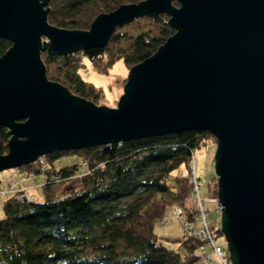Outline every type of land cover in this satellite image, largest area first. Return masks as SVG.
Wrapping results in <instances>:
<instances>
[{
	"label": "water",
	"instance_id": "1",
	"mask_svg": "<svg viewBox=\"0 0 264 264\" xmlns=\"http://www.w3.org/2000/svg\"><path fill=\"white\" fill-rule=\"evenodd\" d=\"M48 3L0 0V39L12 43L0 57V125L10 133L0 171L55 150L208 131L228 257L264 264V0H143L97 15L88 30L50 25ZM162 15L174 33L130 68L116 107L48 78L44 42L50 57L104 48L117 27Z\"/></svg>",
	"mask_w": 264,
	"mask_h": 264
},
{
	"label": "trees",
	"instance_id": "2",
	"mask_svg": "<svg viewBox=\"0 0 264 264\" xmlns=\"http://www.w3.org/2000/svg\"><path fill=\"white\" fill-rule=\"evenodd\" d=\"M140 1L62 0V6H58L55 0V5L48 4L47 21L62 29L86 30L95 15ZM153 25L157 26L155 33L119 34L117 29L104 48L67 55L48 56L44 42L41 56L47 76L97 104L101 91L82 77L80 68L94 61L105 63L106 69L118 59L129 67L143 62L174 33L165 20ZM11 45L7 39H0V57ZM52 65L56 66L53 73L49 69ZM207 134L205 130L190 129L55 150L45 154L47 170L38 162L15 167L27 174H43L40 184L45 198L18 199L15 190L25 185L16 187L15 182L13 194L2 196L0 264H199L202 240L183 234L172 240L175 245H170L156 234L155 226L171 205L178 203L191 226L199 227L201 221L188 200L193 185L188 162ZM9 139L8 128L0 125V154L8 152ZM71 152L82 154L80 164L53 167L54 158ZM79 173L80 187L72 186L71 191L56 197L48 192V187L59 181L48 185L47 177L60 175V183L66 187ZM209 182L211 198L217 200V181ZM0 191L4 194L5 188L0 186ZM209 225L215 234L222 233L218 220Z\"/></svg>",
	"mask_w": 264,
	"mask_h": 264
},
{
	"label": "rangeland",
	"instance_id": "3",
	"mask_svg": "<svg viewBox=\"0 0 264 264\" xmlns=\"http://www.w3.org/2000/svg\"><path fill=\"white\" fill-rule=\"evenodd\" d=\"M56 1L58 6H62V0H56ZM120 1H125V0H119V2ZM49 2H51V5L56 4L55 0H49ZM173 5L179 6V3L178 5L175 4ZM47 8H49L48 5L45 7V9ZM161 17L163 19L162 22H155L151 17L139 18L131 23H128L127 25H124L121 28H116L115 31H117L118 29L119 34H135L140 31L152 30L155 33L157 31V26H154L153 23L159 24V23H163L164 20L167 22V20L169 19L168 15H162ZM95 18L96 15L92 18L93 20H91L90 22L92 23ZM104 58L107 59V55H105ZM41 59L43 61L42 56ZM96 62L97 61H94L91 64L85 62L86 65L82 66L79 72L87 82H89L90 84H92L101 91V95L98 98L97 105L116 107L118 100L120 99L121 95L124 92V85L126 83L127 76L131 67L125 65L122 59H118L113 65H111L107 69L104 66L105 63L100 62V64H96ZM49 69H51L50 71L51 73H53V71H56V66L55 65H52L51 67L49 66ZM201 143L202 144L200 147H196L194 149V153L196 159V171L199 176V181L201 184L200 193H201V197L205 202V208L207 210V217L205 218L207 223L208 222L214 223V221L217 220L220 222L221 212L217 211V209H219L218 206L220 207V204H218L216 199L211 198V195L209 193V184H210L209 181L211 180L215 181L216 179L215 171H214V160H213L214 152L216 149V139H214L209 133L205 136L204 140H202ZM81 158H82V154L80 152H71V153H64L54 158L51 162L53 163V167L58 169L62 166L72 165L74 163L80 164ZM33 162H38L41 168L43 167L42 162L46 165L48 164L45 155L39 156L37 160ZM81 174L82 173L75 174L76 176L73 177L70 180V182H68L66 187L65 184L60 183V181L54 182L55 183L54 185L48 187V192H51L54 195V197H56V196H60L62 193H68L69 191H71L70 188L72 186L74 188L80 187V185L82 184L81 181H79L80 179L79 177L81 176ZM23 176L26 177L25 181H23L22 179ZM40 177L41 179H43V174L41 172L40 173L36 172L31 175V174H27L26 171H20L18 170V168L15 167L7 168L0 171V185L1 184L6 185L9 181L13 180L15 182L16 187L25 185L22 188L24 190L21 192H25L26 194L18 195L17 193L18 197H20L19 198L20 200L25 201L36 198L37 200L42 201L44 200L45 197H44V189L40 184V180H41V179L39 180ZM37 180L39 181L35 183V181ZM45 182L48 185H50L53 181H50L47 178L45 179ZM188 200H191L192 207H196V206L198 207L197 200L195 197L190 196ZM3 203L4 201L1 200L0 218L4 215ZM173 205H179V204L173 203L168 211L169 213L166 212V214L163 215V217L167 216L166 220L159 221L158 223H156L155 226L156 234L161 238L163 242H166L168 244L170 243V245H175V241L172 242V240L181 238L183 234L186 235V232H184L183 222L173 212ZM195 213L198 214L197 211ZM199 219L200 218L198 216L197 220ZM216 242L222 244L226 248L227 242L225 240V236L223 235V233L216 232ZM204 248L206 251H209L210 249L209 245H204Z\"/></svg>",
	"mask_w": 264,
	"mask_h": 264
},
{
	"label": "built area",
	"instance_id": "4",
	"mask_svg": "<svg viewBox=\"0 0 264 264\" xmlns=\"http://www.w3.org/2000/svg\"><path fill=\"white\" fill-rule=\"evenodd\" d=\"M43 164V169H48V164ZM189 165V178L191 182L193 183L191 193L190 195L195 197L197 200L198 207H194V210L198 212V216L201 219V223L199 227H192L191 223L186 219V217L183 214L182 207L180 205H173V212L178 216V218L183 222L184 232H186L187 236H194L196 238H199L202 240L204 245H209V247L212 250V253H209L205 250L204 245L201 250L198 251L200 264H232L230 259L227 258L228 252L225 246L218 244L216 242V234L213 232L212 228L209 225V222L207 223L206 218L207 212L205 210V202L200 194V188L201 184L198 181V175L196 171V159L195 154H192L191 158L188 162ZM48 178V177H47ZM46 178V179H47ZM50 181H60L63 179L60 175H52L50 178H48ZM14 189V181L11 180L5 185V191L13 192ZM24 189H17L15 190L16 194L22 195L26 194L25 192H21ZM17 198L19 199L20 197ZM2 198V192L0 191V199ZM31 198V197H29ZM218 210L220 211V207L218 206ZM166 214V213H165ZM167 216H164L162 220H166ZM227 253V254H226ZM211 254H214L215 256H212Z\"/></svg>",
	"mask_w": 264,
	"mask_h": 264
},
{
	"label": "crops",
	"instance_id": "5",
	"mask_svg": "<svg viewBox=\"0 0 264 264\" xmlns=\"http://www.w3.org/2000/svg\"><path fill=\"white\" fill-rule=\"evenodd\" d=\"M213 160H214V157H213ZM14 172H16V171H14ZM19 173V172H18ZM18 173H15V174H18ZM20 174V173H19ZM198 175V174H197ZM199 177V176H198ZM23 179V178H22ZM41 179V177L39 178V180ZM39 180H37V181H35V183H37ZM41 181V180H40ZM1 187H4L5 188V186H2V185H0ZM11 194H13V192H6L5 191V193L4 194H2V196L4 195V196H9V195H11ZM217 211H218V209H217ZM218 243V242H217ZM218 244H220V243H218ZM222 245V244H221ZM207 252H209V253H212V250H211V248L209 249V251H207ZM212 255V254H211ZM212 256H215L214 254L212 255Z\"/></svg>",
	"mask_w": 264,
	"mask_h": 264
},
{
	"label": "bare ground",
	"instance_id": "6",
	"mask_svg": "<svg viewBox=\"0 0 264 264\" xmlns=\"http://www.w3.org/2000/svg\"><path fill=\"white\" fill-rule=\"evenodd\" d=\"M169 213V212H168ZM169 216V215H168Z\"/></svg>",
	"mask_w": 264,
	"mask_h": 264
}]
</instances>
